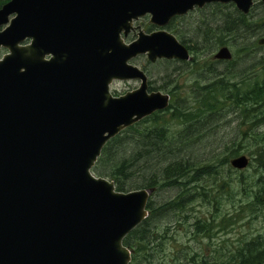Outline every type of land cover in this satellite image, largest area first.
<instances>
[{
  "label": "water",
  "instance_id": "obj_1",
  "mask_svg": "<svg viewBox=\"0 0 264 264\" xmlns=\"http://www.w3.org/2000/svg\"><path fill=\"white\" fill-rule=\"evenodd\" d=\"M251 0H8L0 6V264H129L150 189L91 169L106 141L168 106L131 61H189L165 30L194 8ZM264 1V0H263ZM142 17L156 29L125 37ZM137 29V27L135 28ZM215 59L229 60L226 48ZM113 81H137L113 96ZM238 155L229 166L240 171Z\"/></svg>",
  "mask_w": 264,
  "mask_h": 264
},
{
  "label": "trees",
  "instance_id": "obj_2",
  "mask_svg": "<svg viewBox=\"0 0 264 264\" xmlns=\"http://www.w3.org/2000/svg\"><path fill=\"white\" fill-rule=\"evenodd\" d=\"M7 1L0 0V6ZM227 17L230 18V27L225 26L224 31L214 30L215 38L208 49L231 47L230 44L236 45L231 41L239 42V32L236 30L241 28V24L236 23L238 18ZM243 25V28L249 31L251 25ZM165 30L175 38L179 37L172 29L171 23ZM213 33L205 32V44H209L208 37ZM223 33H230L228 35L232 34V37L229 38L227 34L224 36ZM179 39V43L185 46L188 52H192L193 48L186 45L182 38ZM155 62L164 66H176V63H180L186 65V69L191 67L187 71L188 75L194 76L189 89L190 96L186 93L181 95V87L176 79H165L158 87L151 86L149 81L150 91L168 93V106L123 129L106 141L91 169L95 176L111 181L117 192L139 188L151 190L145 207L147 216L122 240V245L130 254L129 264H264V232L241 237L230 252L208 256L197 255L188 244H178L174 238L177 233L183 232L189 236L187 243L197 238L210 239L218 228L234 226L243 219L235 214H220L218 198L213 192L218 193L224 189L228 198H231L239 189L235 184H239L241 192L245 191L243 179L247 176L241 174L242 170L232 169L228 163L231 158L244 153L249 157L247 166L253 165V172L257 173L252 180L251 196L244 208L248 219L258 216L259 213L264 214V129L257 131L258 127L264 124V77L261 75L257 79L255 67H250L246 77L235 75L237 79L230 74V67L218 77H207L208 68L205 69V64L196 62L194 56L186 61L191 62L189 65L177 60ZM144 73L148 77L146 71ZM224 108L236 113L244 126L240 131L238 143L235 144L232 140L228 146L221 149L217 147V150H220L211 152L209 159L204 162L194 160L189 163L188 160H178L177 156L189 141L198 142L202 139L203 133L200 132L203 129L205 134L211 132L210 123L214 117H220ZM171 126L175 129H171ZM244 140L252 141L253 146H241ZM134 149L137 151L135 154ZM149 153H154L159 162L165 164L156 168L150 165ZM118 154L121 156L118 157ZM150 166H153L152 170L155 169L151 174L144 176V170H151ZM236 172L240 175L239 178L234 177ZM135 176L145 180L134 183L131 179ZM206 180L210 183L206 184ZM167 188L176 189L177 193L161 204L152 201L151 196L156 191ZM197 201L203 206L211 207L213 215L207 218L194 216L192 204ZM240 209L241 206L239 211ZM167 242H170L173 251L167 249ZM164 251L170 254L166 260Z\"/></svg>",
  "mask_w": 264,
  "mask_h": 264
},
{
  "label": "rangeland",
  "instance_id": "obj_3",
  "mask_svg": "<svg viewBox=\"0 0 264 264\" xmlns=\"http://www.w3.org/2000/svg\"><path fill=\"white\" fill-rule=\"evenodd\" d=\"M227 16H233V14L228 10L224 11V9H221L220 12L214 14V12L212 13L211 7H208L199 11L193 10L191 12H188L184 16L175 19L171 23L172 29L175 31L176 35L185 40L186 45L193 48L192 52H189L191 58H193L194 56L196 62L200 63V65L205 64V69L208 68L209 76L207 77H210V75L211 77H218L221 73L226 72L227 67H230V74H232V76L245 75L246 77L250 67L255 64V62L253 61L256 59L255 54L246 56V59L242 58V55H244L245 53L250 54L251 46L249 42H251L252 38L251 34H246L248 31L245 32L243 27L236 30L237 32H239V36L237 39L239 40V42L231 41L236 45L230 44L231 47H228L229 51L231 52V62L229 64H216L210 60L211 51L213 48H208L215 38V36H213L215 35L213 32H215L216 30L224 31V27L222 28L221 26L227 22V20L225 19H230ZM135 22L136 26H138L144 33L156 29L154 26L148 23L147 17H142ZM249 22L251 21H247L246 23ZM205 32L213 33L210 37H208L209 39L207 41L209 44H205ZM225 34L227 33H223L224 36ZM228 34L227 36L229 38L232 37V34ZM211 37L212 39H210ZM228 37L227 39H229ZM131 39L132 37L126 38V43L130 42ZM254 46H256L255 42ZM205 48H207V50ZM238 49H240V52H238ZM241 49H243L244 51H242ZM3 53V51L0 52V55ZM131 63L136 65L142 71H146V73L148 74V82L150 81L151 86L158 87L163 81H165V79H176V82H178L177 84L181 87V95H183L182 93H186V95L190 96L189 89L192 86V79H194V76L188 75L187 71L191 69V67L186 69V65H181L180 63H176V66L179 67H176L175 65H159L156 62L149 63L144 56L136 57L131 61ZM186 64L189 65L191 64V62H187ZM256 69L260 70V72H257V70H255L257 79H259L261 75L264 77V71H262L261 68ZM169 74H171L170 77H168ZM236 76L235 79H237ZM250 76L253 77L255 75L250 74ZM137 85V81H113L109 86V91L113 96H119L127 91L133 90L137 87ZM161 92L164 93V91ZM211 127L212 130L209 134H205V132H202L205 129L200 132V134L203 133V135L201 136L202 139H200V141H189L184 149H182V152H180L179 156H177L178 160H180L181 162H185L188 160L189 163L194 160L199 162L206 161L207 159H209V155L211 152H217L224 146L230 145L232 140H234V143L237 144L241 137L240 131L244 126L240 123V119L237 117L236 113L230 112L229 110L224 108V111L220 113V117H214L213 121L209 125V128ZM171 129H175V127L171 126ZM263 129L264 124L261 127H258L257 131H261ZM241 146L252 147L253 144L252 141L247 142V140H244L241 142ZM217 147H220V149L217 150ZM131 148L133 149L134 146H132ZM136 152V149H134V154ZM149 154L150 165H154V167L156 168L157 166H163L165 164V162L160 163L158 157L154 156V153ZM243 155L246 156L247 154L244 153ZM120 156L121 154H118V157ZM247 158L249 159V157ZM139 163L141 164L142 161H140ZM251 166H247L244 170L241 171V174L247 176L246 179H243L245 186L244 192H241L239 184H235L239 189L237 193L231 198H228L227 194L224 192V189H221L218 193L213 192L216 198H218L220 214L225 216H233L235 214L237 217L243 219L236 223L234 226H228L225 229L218 228V231H216L210 239L197 238L195 241L187 243L186 240L189 238V236L184 234L183 232L177 233L174 238L177 240L178 244H188L192 248V250L197 253V255L208 256L215 253L225 254L232 251V248L238 244V239H240L241 237L246 238L264 232V214L261 215L259 213L258 216L248 219L247 211L244 208L245 203L251 196L250 190H253L252 180L257 175V173L253 172V167ZM152 167L153 166H150V169ZM153 170H144V176L151 174ZM234 177H240V175H238V172L234 174ZM131 180L134 183H141V181L145 179L140 176H135ZM205 183L209 184L210 181L206 180ZM176 193V189L167 188L161 190L160 192L156 191L151 197L152 201L154 200V202L161 204L162 202L172 198ZM240 206L241 209L239 211ZM192 209L193 215L197 217L207 218L209 217V215H213L214 213L211 207L203 206L198 201L192 204ZM166 247L168 250L173 251L172 247L170 246V242L166 243ZM163 254L165 260L170 257L168 251H164Z\"/></svg>",
  "mask_w": 264,
  "mask_h": 264
},
{
  "label": "flooded vegetation",
  "instance_id": "obj_4",
  "mask_svg": "<svg viewBox=\"0 0 264 264\" xmlns=\"http://www.w3.org/2000/svg\"><path fill=\"white\" fill-rule=\"evenodd\" d=\"M208 7H211L212 13L214 12V14L220 12L221 9H224V11L228 10L230 13L233 14L234 17L238 18V19H236V23L241 24V27H244L243 23L246 24L247 21H251V22H249V24L251 26L250 27L248 26L249 27L248 32L246 29L243 28L245 30V32H247L246 33L247 35H249V34L252 35L251 42H249V44L251 46V48H250L251 52H250V54L245 53L244 55H242V58L246 59V56L251 55V54H255L256 59L253 60L255 62V64L252 67L256 66V68H261V70L264 71V1L263 0H251L245 13L238 10L235 7V5H233L232 3H216V2L211 3V4H205L201 8H195L193 10L199 11L201 9L208 8ZM193 10H191V11H193ZM179 17H181V16H179ZM179 17L172 18L168 22V24L172 23L175 19H177ZM225 20H227V22L224 23L221 27L222 28L225 26L230 27V19H225ZM134 22L132 23V30L128 32V34L124 40H126V38H128V37H132L131 40H133L135 33L138 31V29H140L138 26H136V22L135 23ZM136 27H137V29H135ZM146 33H148V32H146ZM254 42H255L256 46H254ZM220 48H222V47H215L212 49L210 60L216 64H218V63H225L226 64L231 59V52L229 51L228 48H227V50L230 54L229 60L215 59L214 58V55L217 53V51ZM2 51H0V52H2ZM256 68H255V70H257ZM257 72H260V70H257ZM143 73H144V71H143ZM145 76H146V74H145Z\"/></svg>",
  "mask_w": 264,
  "mask_h": 264
},
{
  "label": "bare ground",
  "instance_id": "obj_5",
  "mask_svg": "<svg viewBox=\"0 0 264 264\" xmlns=\"http://www.w3.org/2000/svg\"><path fill=\"white\" fill-rule=\"evenodd\" d=\"M194 9H195V8H194ZM189 12H190V11H189ZM187 13H188V12H187ZM187 13H186V14H187ZM182 16H183V15H182ZM173 36H174V35H173ZM174 37H175V36H174ZM176 39H177L178 42H180L179 37H176ZM184 47H185V46H184ZM221 47H222V48H226V49L228 48L227 46H221ZM228 49H229V48H228ZM187 51H188V50H187ZM188 53H189V52H188ZM189 56H190V55H189ZM190 58H191V56H190ZM190 60H191V59H190ZM146 78H147V85H148V77L146 76ZM147 88H148V87H147ZM148 90H149V88H148ZM149 91H150V90H149ZM152 92H156V91H152ZM157 92H160L161 94H165V95H167V96L169 97L168 93H165V92L163 93V92H161V91H159V90H158ZM168 104H169V102H168ZM248 160H249V159H248ZM248 163H249V162H248ZM247 165H248V164H247ZM145 207H146V206H145ZM145 210H146V209H145Z\"/></svg>",
  "mask_w": 264,
  "mask_h": 264
}]
</instances>
